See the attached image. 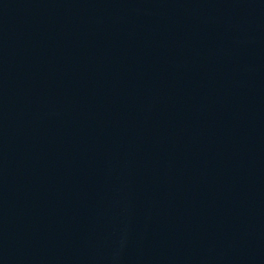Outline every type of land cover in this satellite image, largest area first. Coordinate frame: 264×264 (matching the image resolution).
<instances>
[{
	"label": "water",
	"instance_id": "95a60500",
	"mask_svg": "<svg viewBox=\"0 0 264 264\" xmlns=\"http://www.w3.org/2000/svg\"><path fill=\"white\" fill-rule=\"evenodd\" d=\"M0 264H264V0H0Z\"/></svg>",
	"mask_w": 264,
	"mask_h": 264
}]
</instances>
